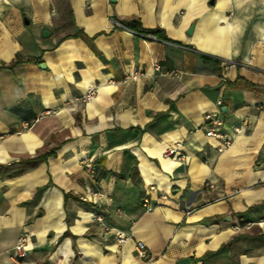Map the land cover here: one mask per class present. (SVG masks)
Here are the masks:
<instances>
[{
    "label": "crops",
    "instance_id": "crops-1",
    "mask_svg": "<svg viewBox=\"0 0 264 264\" xmlns=\"http://www.w3.org/2000/svg\"><path fill=\"white\" fill-rule=\"evenodd\" d=\"M131 18L166 38L111 22ZM201 54L240 65L223 82ZM219 97L232 136L222 150L203 128ZM179 142L186 162L163 155ZM185 257L264 264V0H0V264Z\"/></svg>",
    "mask_w": 264,
    "mask_h": 264
},
{
    "label": "built area",
    "instance_id": "built-area-1",
    "mask_svg": "<svg viewBox=\"0 0 264 264\" xmlns=\"http://www.w3.org/2000/svg\"><path fill=\"white\" fill-rule=\"evenodd\" d=\"M111 22L113 26L122 28L128 32L134 33V34H140L135 29H132L130 27H127L123 25L121 22H119L116 19H111ZM240 65V62L237 60H223L219 59L218 67H219V74L220 78L223 82H226L229 78L230 73L237 68ZM153 68L155 70H159L160 65L155 62L153 64ZM144 73L139 70H134L130 76L133 79H136L137 77L143 75ZM97 89L95 86H92L88 88V90L82 95V100L84 102H88L92 100L96 95ZM217 110L215 111H209L204 114V122H203V128L206 136H211L218 138L222 141L223 146L218 147V150H222L224 147L229 146L231 143L232 136L231 134L225 129L224 127V120L220 117L221 109L220 106L222 105V99L219 97L217 99ZM247 125L246 120H242L241 124L234 126L233 131L235 133H239L243 130V128ZM182 147V144L176 143L174 146H168L163 150V155L165 157H174L178 160H181L182 162H186L188 156L180 150ZM83 165L86 171H88L91 174H94L96 171V164L91 159H86L83 161ZM103 196V193L100 191V189L97 186H93L87 194L88 200H91L93 202H96L98 199H100ZM141 205L144 208V211H151L153 209V206L150 204L149 199L147 197H143L141 199ZM188 213V211L186 212ZM93 219L97 221L103 228L104 231H108L110 227L103 221L102 215L100 213L94 214ZM129 236H127L125 233L117 230L115 233V239L118 243H124ZM28 239V233L27 232H21L19 234L18 240L16 244L13 247L14 253L13 256L16 260H19L20 258H23L26 255L25 245L27 243ZM134 250L136 254L144 261H148L150 259V253L147 245L140 241L136 240L134 244Z\"/></svg>",
    "mask_w": 264,
    "mask_h": 264
},
{
    "label": "trees",
    "instance_id": "trees-1",
    "mask_svg": "<svg viewBox=\"0 0 264 264\" xmlns=\"http://www.w3.org/2000/svg\"><path fill=\"white\" fill-rule=\"evenodd\" d=\"M123 25L130 27L132 29H135L138 33L140 34H154L157 35L159 37H164L166 38V36L161 32V30H159L158 28H145L143 26L140 25V23L138 22V20L131 18L129 20H125L122 22ZM202 58L205 60H214L217 65L219 63V58L215 57V56H209L206 54H201ZM219 69V67H218ZM248 85L253 86V83L251 82H247ZM51 152H43V153H39L34 155L33 157H31L32 160H38V159H42L44 157H46L48 154H50Z\"/></svg>",
    "mask_w": 264,
    "mask_h": 264
},
{
    "label": "water",
    "instance_id": "water-1",
    "mask_svg": "<svg viewBox=\"0 0 264 264\" xmlns=\"http://www.w3.org/2000/svg\"><path fill=\"white\" fill-rule=\"evenodd\" d=\"M191 30H192V26H190V28L188 29V33H190ZM48 34H49V32L44 29L43 32H42V35L43 36H47ZM221 110L225 111V107H222ZM178 263L179 264H190V260H189L188 257H185V258H181Z\"/></svg>",
    "mask_w": 264,
    "mask_h": 264
}]
</instances>
